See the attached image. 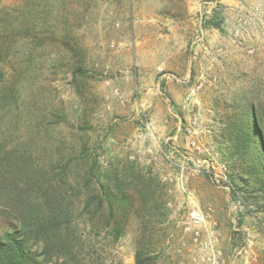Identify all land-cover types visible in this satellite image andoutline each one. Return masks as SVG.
Instances as JSON below:
<instances>
[{"label": "rangeland", "instance_id": "obj_1", "mask_svg": "<svg viewBox=\"0 0 264 264\" xmlns=\"http://www.w3.org/2000/svg\"><path fill=\"white\" fill-rule=\"evenodd\" d=\"M0 47V143L72 210L50 264H264V176L229 137L253 109L264 146V0H0ZM91 168L161 200L128 180L114 224Z\"/></svg>", "mask_w": 264, "mask_h": 264}, {"label": "trees", "instance_id": "obj_2", "mask_svg": "<svg viewBox=\"0 0 264 264\" xmlns=\"http://www.w3.org/2000/svg\"><path fill=\"white\" fill-rule=\"evenodd\" d=\"M216 26L218 27V24ZM9 30L11 31L9 36L26 35L20 26H10ZM2 50L0 47V54ZM84 73L82 67H77L73 71L74 76ZM5 96L7 95L0 91V100ZM247 111L246 119L240 117L231 122L233 128L229 135L231 153L232 156L250 159V167L246 166L248 173L253 169L264 176L263 142L254 110ZM2 135L3 130L0 128V140ZM19 147L0 143V217L7 216L9 224L0 233V264H50L49 261L56 251L71 252L74 247L69 233L73 226L72 210L61 204V198L52 187L32 190L27 186V182L30 181L27 175L23 177L24 185L19 186L22 165L26 166L27 163L20 154ZM92 166H97L95 161ZM135 179L137 181L135 192L137 199L142 200V204L146 205L148 199L149 202L161 200L162 186L160 180L155 177L145 178L139 174L134 178L127 174L123 177L116 174L102 177L91 168L85 180L88 189L93 186L91 195L96 211L106 208L109 220L118 224L116 210L130 199L127 182L129 180L133 183ZM86 206L88 208L90 205ZM4 211H7L6 215ZM137 261L140 263L139 255Z\"/></svg>", "mask_w": 264, "mask_h": 264}, {"label": "built area", "instance_id": "obj_3", "mask_svg": "<svg viewBox=\"0 0 264 264\" xmlns=\"http://www.w3.org/2000/svg\"><path fill=\"white\" fill-rule=\"evenodd\" d=\"M195 125H196L195 122H193V126H195ZM187 131H188V133H191V129H189V130L187 129ZM192 144L195 145L194 142H193ZM200 218H201L200 215L197 214V213L193 214V216H192V219H193V221H194L196 224H198V223L201 221Z\"/></svg>", "mask_w": 264, "mask_h": 264}]
</instances>
